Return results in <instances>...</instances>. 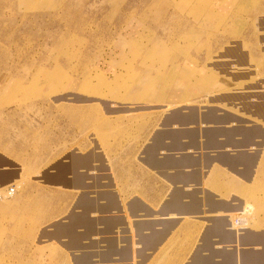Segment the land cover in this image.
Instances as JSON below:
<instances>
[{
  "label": "rangeland",
  "instance_id": "374dc122",
  "mask_svg": "<svg viewBox=\"0 0 264 264\" xmlns=\"http://www.w3.org/2000/svg\"><path fill=\"white\" fill-rule=\"evenodd\" d=\"M213 12L209 0H0V156L20 168L0 185L16 192L0 201V264H264V243L239 234L264 229V146L245 206L216 221L190 210L147 249L135 228L146 214L128 210L134 196L160 205L143 198L137 157L140 133L174 107L159 99L171 63L251 60L236 87L264 90V0H240L228 18ZM234 41L243 52L227 47ZM245 97L235 107L264 123V96L257 109ZM221 224L235 239H218L213 259L205 238L201 255V232Z\"/></svg>",
  "mask_w": 264,
  "mask_h": 264
},
{
  "label": "crops",
  "instance_id": "0c3cea01",
  "mask_svg": "<svg viewBox=\"0 0 264 264\" xmlns=\"http://www.w3.org/2000/svg\"><path fill=\"white\" fill-rule=\"evenodd\" d=\"M239 1L209 0V3L214 14L228 18ZM206 2L208 0H203V3ZM236 43L240 44L242 51L243 44L239 42L229 43L227 47ZM209 62L203 60L199 66L183 62L178 67L171 63L167 67L169 71L175 70L167 72L169 87L162 96L159 94V99L174 107L162 112L153 126L140 133L137 158L141 161L143 172L148 174L147 181L142 180L148 183V187L144 186L143 198L157 197L160 205L155 210L152 202L142 200L140 203V198L134 196L128 202V210L135 216L136 210H143L146 214L147 218L143 221H135V228L139 227L140 233L144 234L147 249L156 248L170 236L179 227L184 213L190 210H207V218L216 221L221 216L219 214L245 206L242 196L248 191L251 193L254 185L258 184L257 174L263 160L264 123L253 118L250 121L241 113L243 110L234 105L236 99L246 96L247 104L257 109L256 98L264 96V90L252 84L236 87L241 78L250 77V67L255 65L251 60L237 61L231 57ZM198 98L209 101L188 104ZM163 107L166 105L155 109ZM5 161L0 156V185L19 179L20 175V168L13 165L7 167ZM3 198L1 194L0 201ZM156 213L162 217L158 223L151 218ZM170 214L177 216L169 218ZM223 220L227 222L226 218ZM202 232L197 251L205 255L202 245L206 238L211 243V252H215L213 259L220 256L218 239L236 237L234 230L224 228L222 224L211 235L205 237ZM157 234L160 238L154 239ZM239 234L241 238L251 236L258 245L264 243V229H244ZM150 240L153 241L151 245L148 244ZM251 249L258 251L254 246Z\"/></svg>",
  "mask_w": 264,
  "mask_h": 264
},
{
  "label": "bare ground",
  "instance_id": "6f19581e",
  "mask_svg": "<svg viewBox=\"0 0 264 264\" xmlns=\"http://www.w3.org/2000/svg\"><path fill=\"white\" fill-rule=\"evenodd\" d=\"M260 159V158H259ZM131 189V188H130ZM10 190H13V188H10ZM132 190V189H131ZM174 190V189H173ZM1 194H3V196H4V198H3V200L5 199L6 201H9L8 199H10V198H12V196L13 195H5L3 192L1 193ZM0 197H1V195H0ZM179 208V207H178ZM212 215V214H211ZM157 220V221H156ZM155 220V222H157L158 223V219H156ZM153 221V220H152ZM154 222V221H153ZM156 224V223H155ZM154 239H156V236H154ZM153 239V240H154Z\"/></svg>",
  "mask_w": 264,
  "mask_h": 264
}]
</instances>
